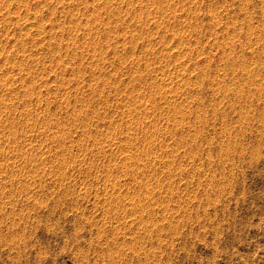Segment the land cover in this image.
Returning <instances> with one entry per match:
<instances>
[{
    "label": "rangeland",
    "instance_id": "obj_1",
    "mask_svg": "<svg viewBox=\"0 0 264 264\" xmlns=\"http://www.w3.org/2000/svg\"><path fill=\"white\" fill-rule=\"evenodd\" d=\"M0 264H264V0H0Z\"/></svg>",
    "mask_w": 264,
    "mask_h": 264
},
{
    "label": "bare ground",
    "instance_id": "obj_2",
    "mask_svg": "<svg viewBox=\"0 0 264 264\" xmlns=\"http://www.w3.org/2000/svg\"><path fill=\"white\" fill-rule=\"evenodd\" d=\"M231 58V57H230Z\"/></svg>",
    "mask_w": 264,
    "mask_h": 264
}]
</instances>
